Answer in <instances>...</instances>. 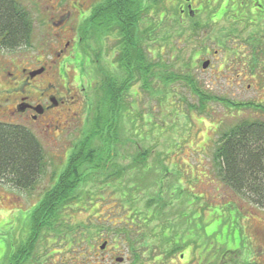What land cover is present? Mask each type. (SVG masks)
Wrapping results in <instances>:
<instances>
[{
	"label": "rangeland",
	"instance_id": "374dc122",
	"mask_svg": "<svg viewBox=\"0 0 264 264\" xmlns=\"http://www.w3.org/2000/svg\"><path fill=\"white\" fill-rule=\"evenodd\" d=\"M19 1L34 21L32 38L15 49L0 47V59L20 57L30 68L51 59L58 65L61 40L70 39L60 34L75 26L80 35L81 23L74 18L63 28L52 23L66 10L59 0ZM165 27L154 31L155 40L146 42V49L154 60L175 66L172 74L181 78L174 79L157 66L148 88L142 81L133 83L126 93L122 134L114 153L118 179L109 177L116 170L109 166L81 184L75 200L60 210L61 206V215L41 230L23 264H264V209L248 192L226 183L215 158L224 133L243 122L264 125V114L246 105L240 112L222 100L198 109L197 93L188 81L196 83L198 76L180 70L194 43H178L181 28L169 27L174 45L166 47V55L157 54L169 34ZM111 39H104L105 46L95 40L79 42L80 63L65 67L73 98L69 96L59 110L60 129L37 135L46 166L34 188L25 190L0 180V264H11V252L27 241L31 211L66 166L107 74L116 77L117 45ZM172 52L178 57L172 59ZM122 75L118 69V78ZM10 77L0 71L2 92L11 88ZM50 77L49 73L45 79ZM202 78L203 89L210 94L264 104V76L247 77L239 85H230L226 77H219L215 85V77ZM135 253L138 262L133 261Z\"/></svg>",
	"mask_w": 264,
	"mask_h": 264
},
{
	"label": "trees",
	"instance_id": "16d2710c",
	"mask_svg": "<svg viewBox=\"0 0 264 264\" xmlns=\"http://www.w3.org/2000/svg\"><path fill=\"white\" fill-rule=\"evenodd\" d=\"M139 3L140 0H101L93 5L90 14L80 24V43L95 40L105 46L104 39L115 40L116 77L107 74L101 96L94 105L96 107L89 106L90 116L82 137L72 148L66 166L57 175L53 186L45 191L31 211L30 235L18 250L11 252V264L25 262L41 230L61 215V206L60 210L75 200L81 184L93 181L109 166L116 169L109 172V177L117 176L118 179L114 153L121 139L126 93L136 81H142V86L148 88L158 66L145 49V38L150 28L142 26V18L147 12L140 10ZM33 30L34 21L24 4L19 0H0L1 48L15 49L29 44ZM118 69L123 74L121 78H118ZM171 75L174 79L181 78L172 72ZM188 81L197 93L195 81L190 78ZM210 98L211 95L204 96L203 107ZM196 107L200 108V105ZM215 158L226 183L237 191L248 192L252 200L264 209L263 123L243 122L232 127L222 135ZM45 166L44 148L30 130L0 122V180L17 188L32 190ZM129 221L130 218L127 225ZM138 260L139 255L135 253L133 261Z\"/></svg>",
	"mask_w": 264,
	"mask_h": 264
},
{
	"label": "flooded vegetation",
	"instance_id": "af4514ba",
	"mask_svg": "<svg viewBox=\"0 0 264 264\" xmlns=\"http://www.w3.org/2000/svg\"><path fill=\"white\" fill-rule=\"evenodd\" d=\"M59 2L65 4L66 10L52 23L61 28L72 18L80 24L90 14L94 5L92 0ZM139 6L141 11L147 12L142 18V26L150 28L145 38V49L146 42H154L153 33L162 25L168 28L169 34L167 33L161 47L157 48V54L166 55V47L174 45V40H170L169 27L181 28L176 33L179 34L176 36L178 43H194L192 53L183 59L180 70L198 76V109L205 110L212 100H222L231 107L237 106L240 112L246 105L264 114L261 110L264 109L262 101L235 102L210 94L204 91L202 78L215 77V80H212L215 85L219 77H226L230 85H239L247 77L264 76V0H140ZM66 31L68 30L62 31L61 37L69 35L70 39L65 42L61 40L63 45L61 43V47L56 51L57 57L62 58L58 65L56 60L51 59L46 65L40 64L30 68L21 62L20 57L0 59V71L11 76V88L2 92L0 87V122L25 127L36 137L38 133L48 129H60L59 110L63 108L69 96L73 98L70 79L65 77V67L79 64L81 54L79 32L75 26L67 33ZM175 50L177 51V48ZM150 51L147 47L148 57ZM176 54L172 52L169 56L175 59L178 57ZM149 58L156 61L154 56ZM156 62L170 74L177 70L171 64L167 65L159 60ZM39 69H43L42 72L31 74ZM49 73L53 81L45 79ZM228 77H232L230 81ZM207 95L212 98L207 100L203 107L204 96ZM217 127L218 125L216 129ZM1 181L12 186L9 182Z\"/></svg>",
	"mask_w": 264,
	"mask_h": 264
},
{
	"label": "water",
	"instance_id": "95a60500",
	"mask_svg": "<svg viewBox=\"0 0 264 264\" xmlns=\"http://www.w3.org/2000/svg\"><path fill=\"white\" fill-rule=\"evenodd\" d=\"M42 70H43V69H39V70H37V71L32 72L31 74L40 73V72H42ZM106 245H107V242L105 241V242L100 246L101 249H105ZM117 261H119V262L123 261V257H118V258H117Z\"/></svg>",
	"mask_w": 264,
	"mask_h": 264
}]
</instances>
